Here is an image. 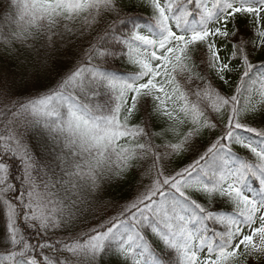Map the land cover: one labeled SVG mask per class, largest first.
<instances>
[{
    "label": "snow or ice",
    "instance_id": "1",
    "mask_svg": "<svg viewBox=\"0 0 264 264\" xmlns=\"http://www.w3.org/2000/svg\"><path fill=\"white\" fill-rule=\"evenodd\" d=\"M0 253L264 264V0H0Z\"/></svg>",
    "mask_w": 264,
    "mask_h": 264
},
{
    "label": "trees",
    "instance_id": "2",
    "mask_svg": "<svg viewBox=\"0 0 264 264\" xmlns=\"http://www.w3.org/2000/svg\"><path fill=\"white\" fill-rule=\"evenodd\" d=\"M138 14L140 15L141 19L142 20H146L148 15H149V12L147 10H144V9H140L138 10ZM123 67V66H122ZM242 155H247V153H244V152H241ZM126 192H130L131 189H126L125 190ZM3 258V253H0V259Z\"/></svg>",
    "mask_w": 264,
    "mask_h": 264
}]
</instances>
